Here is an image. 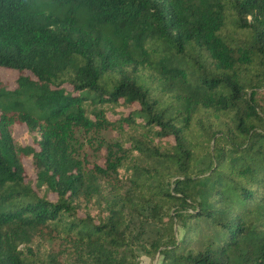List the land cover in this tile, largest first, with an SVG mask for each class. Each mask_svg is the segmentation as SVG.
Wrapping results in <instances>:
<instances>
[{"label":"trees","instance_id":"obj_1","mask_svg":"<svg viewBox=\"0 0 264 264\" xmlns=\"http://www.w3.org/2000/svg\"><path fill=\"white\" fill-rule=\"evenodd\" d=\"M0 67V264H264V0H0Z\"/></svg>","mask_w":264,"mask_h":264},{"label":"rangeland","instance_id":"obj_2","mask_svg":"<svg viewBox=\"0 0 264 264\" xmlns=\"http://www.w3.org/2000/svg\"><path fill=\"white\" fill-rule=\"evenodd\" d=\"M17 73L16 70L0 67V80L7 86L12 87L14 85V79ZM24 107L30 110L33 113H40L42 110L38 108L31 100H27L24 103ZM11 131L14 138L20 139L21 142H29L30 140H24L22 137L25 134V128L22 124H13L11 126ZM26 171L28 174H31L27 160L25 161ZM139 264H153L155 259L150 260L146 255L140 254L138 257Z\"/></svg>","mask_w":264,"mask_h":264}]
</instances>
